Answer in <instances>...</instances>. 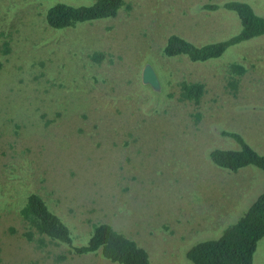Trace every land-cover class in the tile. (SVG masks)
<instances>
[{
    "label": "rangeland",
    "instance_id": "1",
    "mask_svg": "<svg viewBox=\"0 0 264 264\" xmlns=\"http://www.w3.org/2000/svg\"><path fill=\"white\" fill-rule=\"evenodd\" d=\"M226 1L126 0L115 17L55 29L50 6L93 0H0V264H116L28 241L19 209L30 193L61 217L74 245L108 223L151 264H191L190 247L246 211L264 171L231 172L208 153L238 148L229 131L264 154V35L206 62L162 54L171 34L200 45L237 33L233 11L205 8ZM241 1L264 17V0ZM94 51L104 57L94 61ZM234 62L246 71L233 74L232 88ZM147 65L159 90L142 81ZM183 80L204 83L198 104L179 100ZM252 264H264V237Z\"/></svg>",
    "mask_w": 264,
    "mask_h": 264
},
{
    "label": "trees",
    "instance_id": "2",
    "mask_svg": "<svg viewBox=\"0 0 264 264\" xmlns=\"http://www.w3.org/2000/svg\"><path fill=\"white\" fill-rule=\"evenodd\" d=\"M128 7L126 0H93L90 5L72 6L58 2L50 6L45 15L49 27L62 29L79 22L115 17L118 10ZM219 7L233 11L240 22V30L227 39L197 45L186 38L171 34L162 48L167 57L185 55L193 62H206L218 58L232 45L264 35V17L257 14L245 1L228 0L223 4H206L205 8ZM94 61H100L104 53L94 51ZM229 84L235 88L238 78L246 70L241 63H231ZM205 92L203 82L181 81L178 98L198 104ZM238 144V148H213L208 153L209 160L217 167L231 172L253 165L264 171V154L249 145L238 132L224 131ZM24 223L23 232L28 241L38 247L48 244L66 245L67 254L83 255L97 253L116 264H151L147 251L134 239L116 230L108 223L93 224L87 242L74 245L71 231L59 215L50 210L45 200L37 193H30L19 209ZM264 237V190L251 203L236 222L227 226L216 239H207L194 244L186 252L191 264H252L257 243ZM65 258L64 255L59 260Z\"/></svg>",
    "mask_w": 264,
    "mask_h": 264
},
{
    "label": "water",
    "instance_id": "3",
    "mask_svg": "<svg viewBox=\"0 0 264 264\" xmlns=\"http://www.w3.org/2000/svg\"><path fill=\"white\" fill-rule=\"evenodd\" d=\"M142 81L144 84L150 85L154 90H159L161 87L155 72L149 65L145 66V68L143 69Z\"/></svg>",
    "mask_w": 264,
    "mask_h": 264
}]
</instances>
